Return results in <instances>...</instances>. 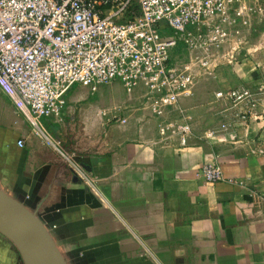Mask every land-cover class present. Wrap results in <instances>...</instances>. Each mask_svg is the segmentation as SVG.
Returning <instances> with one entry per match:
<instances>
[{
    "label": "crops",
    "instance_id": "0c3cea01",
    "mask_svg": "<svg viewBox=\"0 0 264 264\" xmlns=\"http://www.w3.org/2000/svg\"><path fill=\"white\" fill-rule=\"evenodd\" d=\"M218 60L234 64L181 101L194 127L187 146L161 139L164 119L145 87L123 84L113 98L74 85L60 117L41 120L75 154L73 165L0 91V188L36 214L69 264H264V26ZM253 77L261 78L256 113L222 131L214 91ZM206 162L220 163L226 180L207 182ZM0 264H27L1 232Z\"/></svg>",
    "mask_w": 264,
    "mask_h": 264
},
{
    "label": "built area",
    "instance_id": "2783aa9c",
    "mask_svg": "<svg viewBox=\"0 0 264 264\" xmlns=\"http://www.w3.org/2000/svg\"><path fill=\"white\" fill-rule=\"evenodd\" d=\"M262 26L264 0H0V91L70 165L75 154L56 144L41 120L60 117L76 84L92 91L116 80L128 91L145 87L153 113L164 119L161 139L187 146L194 127L181 101L204 77L216 76L211 53L225 45L238 51ZM185 50L203 56L192 60ZM257 100L245 85L215 90L218 128L247 122ZM175 111L183 121L168 118ZM200 172L210 183L226 180L218 162L204 163Z\"/></svg>",
    "mask_w": 264,
    "mask_h": 264
},
{
    "label": "water",
    "instance_id": "95a60500",
    "mask_svg": "<svg viewBox=\"0 0 264 264\" xmlns=\"http://www.w3.org/2000/svg\"><path fill=\"white\" fill-rule=\"evenodd\" d=\"M0 232L15 243L27 264H69L66 258L57 252L36 214L2 188Z\"/></svg>",
    "mask_w": 264,
    "mask_h": 264
},
{
    "label": "rangeland",
    "instance_id": "374dc122",
    "mask_svg": "<svg viewBox=\"0 0 264 264\" xmlns=\"http://www.w3.org/2000/svg\"><path fill=\"white\" fill-rule=\"evenodd\" d=\"M223 48L224 49L222 50V52L219 51V52L211 53V57H213L212 66H211L212 69L216 70L218 67L224 66L225 63L227 65L230 64V66L234 64V61H230V62L227 61L224 63V61L218 60L221 57H223V54L229 53V51H231V49H232L231 46H229V45H227V46L225 45V47H223ZM209 50L212 51V49H209ZM185 52H186L185 54H187L188 56H189V54L192 56V60L195 59L197 56H203V53L200 51H197V50H192V52L191 51L188 52L185 50ZM187 61H190L189 58H187ZM238 63L240 65L243 64L242 62H238ZM228 80L230 81V84L233 87L236 85H239V84H244V85L250 86V88H252L255 96L259 100V96H260L259 91H261V87H260L261 78L258 79V78L253 77V78H248L247 80L246 79L242 80V79H238V78H232V79H227V82H228ZM109 92L112 94V97L115 98L116 95L119 93L125 94L126 90H125V87L123 86V83L120 80H116V81H113L111 83L101 85L99 87V90L96 93L98 96V95H100V94L102 95L104 93L108 94ZM206 102H207V100H206ZM112 120H114V119H112Z\"/></svg>",
    "mask_w": 264,
    "mask_h": 264
}]
</instances>
